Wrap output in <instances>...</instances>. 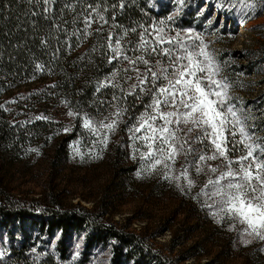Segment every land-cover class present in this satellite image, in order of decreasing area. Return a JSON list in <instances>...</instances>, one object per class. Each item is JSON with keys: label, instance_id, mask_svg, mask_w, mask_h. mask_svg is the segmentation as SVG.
Instances as JSON below:
<instances>
[{"label": "rangeland", "instance_id": "rangeland-1", "mask_svg": "<svg viewBox=\"0 0 264 264\" xmlns=\"http://www.w3.org/2000/svg\"><path fill=\"white\" fill-rule=\"evenodd\" d=\"M163 1L171 15L152 27L163 28L169 37L179 34L193 49L206 50L219 69L216 79L227 84L225 107L234 105L246 131L264 146V0H246L248 7L245 0ZM188 8L195 16L205 17L203 25L188 29L175 26L177 18L185 16ZM144 35L147 38L148 34ZM138 42L139 37H133L127 48L122 47L123 51L133 59L143 56L149 64H130L119 59L123 70L105 78L103 81L112 78L108 80L112 86L106 87L126 85L127 91L140 90L138 76L142 78L157 61L165 66L170 63L159 48L155 53L141 51ZM35 87L36 84L25 86L22 91ZM144 88L146 94L152 95L151 83ZM110 93L98 94L101 107L84 117L93 121V127L118 120L115 130L107 133L106 145L100 142L105 129L93 134L84 127L80 136H72L74 114L69 115L73 112L60 98L52 99V94H44L23 102L32 123L40 120L49 124L41 134L29 138L20 150L0 145V204L13 200L39 210L84 207L117 228L144 238L169 264H264V240L242 235L246 225L227 217H214L213 210L204 204L206 197L200 193L209 178L215 179L210 168L223 171L225 161L207 160L201 165L203 171L197 173L195 165L199 156L212 155L208 141L201 143L197 139L200 130L189 132L191 124L173 125L177 147L183 144L184 150L174 163L170 162V175L178 176L188 167L193 181L188 190L184 179L178 182L166 179L168 170L162 164L153 170L150 160L141 158L148 149L143 140L133 139L131 129L137 120L133 126L125 127L121 106L111 103ZM118 109L121 115L116 117ZM143 134L137 132L135 136ZM235 139L239 140V135ZM232 141L229 136L228 156L235 159L245 149L237 144L233 150ZM189 148L191 152L186 153ZM78 243L82 245L81 241ZM109 259L103 253L93 264H110Z\"/></svg>", "mask_w": 264, "mask_h": 264}, {"label": "trees", "instance_id": "trees-1", "mask_svg": "<svg viewBox=\"0 0 264 264\" xmlns=\"http://www.w3.org/2000/svg\"><path fill=\"white\" fill-rule=\"evenodd\" d=\"M163 2L56 0L52 12L45 13V6L37 0H0V145L20 150L29 138L48 127L45 121L32 123L28 110L23 109V102L44 94L60 98L73 112L72 136L84 132L82 118L101 107L98 94L106 91L111 92V103L121 106L124 126H133L148 110L152 95L127 91L126 85L97 91L100 81L123 70L120 60L109 63L108 37L111 34L115 44L123 36L120 43L127 48L130 39L170 17ZM89 4L98 6L108 22L93 13L86 34L84 18L91 11ZM188 10L177 18L176 27L204 24L205 17ZM35 84V89L22 91ZM0 252L4 253L0 264H93L103 253L110 256V264H169L144 238L84 207L39 210L13 200L0 204Z\"/></svg>", "mask_w": 264, "mask_h": 264}, {"label": "snow or ice", "instance_id": "snow-or-ice-1", "mask_svg": "<svg viewBox=\"0 0 264 264\" xmlns=\"http://www.w3.org/2000/svg\"><path fill=\"white\" fill-rule=\"evenodd\" d=\"M37 3L45 6L43 9L45 13H51L56 0H37ZM245 6L248 7L246 0ZM119 7L123 9V2ZM88 8L91 11L84 18L86 34L93 23V13L100 21L108 22L98 10V6L89 4ZM143 32L148 36L147 38L143 34L139 36L137 48L141 51L150 50L152 53L157 52L159 48L160 54L167 56L170 63L165 66L157 61L154 66L147 68L142 78L138 76L141 93L145 91V84L151 83L153 89L151 102L146 106L148 111L141 114L136 126L131 129L133 139L143 140L144 147L148 149L141 154V158H148L151 162L149 166L153 170L162 164L168 170L165 172L166 179L178 182L182 178L186 182V188L191 190L193 181L189 177L188 167H185L178 176L170 175L171 163H174L175 157L184 150L183 144L177 147L179 142L173 125L178 127L180 124H191L189 132L199 129L200 136L197 139L201 143L208 141L212 155L199 156L195 165L197 173L203 171L201 165L207 160L223 158L225 161L223 171L210 168L215 179L209 178L200 193L206 197L205 206L213 210L214 217H227L246 225L242 235H254L264 240V159L261 158L264 157V146L256 143L252 134L246 131L244 121L235 106L225 107L227 84L216 79L219 74L217 65L203 47H199L198 50L191 48L179 38V34L176 37H169L163 28L155 26L151 30L144 29ZM122 38L123 36H118L113 44L112 36L109 35L107 47L112 53L109 56V63L122 58L130 64L141 62L147 66L149 61L143 56L133 59L123 51L120 43ZM165 44L171 47H164ZM37 68L40 69V66L37 65ZM108 80L99 82L97 91L102 87L112 86ZM160 80L164 83L158 84L157 81ZM69 115L73 113L70 112ZM114 115L119 117L121 110L118 109ZM157 120L161 123L156 124ZM117 123L118 120L113 119L109 123L101 122L93 127L90 118H82V126L93 134H100V129L106 130L100 140L105 145L107 133L113 132ZM137 132L144 134L137 137L135 136ZM237 135L240 137L239 140L235 139ZM229 136L233 138V150L237 144L245 149L244 154L235 159L228 156ZM187 152H191V149H187ZM233 164L238 167L233 168ZM217 172L219 175H216ZM177 186H180L179 183ZM3 255L4 253L0 252V257Z\"/></svg>", "mask_w": 264, "mask_h": 264}]
</instances>
